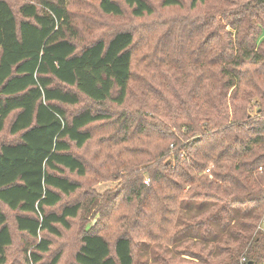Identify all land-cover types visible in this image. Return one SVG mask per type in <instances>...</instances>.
<instances>
[{
	"label": "trees",
	"instance_id": "trees-1",
	"mask_svg": "<svg viewBox=\"0 0 264 264\" xmlns=\"http://www.w3.org/2000/svg\"><path fill=\"white\" fill-rule=\"evenodd\" d=\"M187 1L203 10L176 32L80 47L90 11L150 17V1L0 0V132L17 137L0 145V264L14 243L2 207L25 264L60 263L44 237L94 204L65 203L81 190L68 175L90 173L73 150L90 145L119 188L74 264H264V0Z\"/></svg>",
	"mask_w": 264,
	"mask_h": 264
},
{
	"label": "rangeland",
	"instance_id": "rangeland-1",
	"mask_svg": "<svg viewBox=\"0 0 264 264\" xmlns=\"http://www.w3.org/2000/svg\"><path fill=\"white\" fill-rule=\"evenodd\" d=\"M14 9H16L22 2L26 0H6ZM153 7L154 13L150 17L134 18L130 15L128 10L121 17H113L101 15L97 12L90 11V24L87 28L80 27V32L76 43L78 46H86L97 40L107 41L113 34L119 31H133L139 36L147 35L150 33L156 34L158 32L159 36L168 30L176 32V27L179 23H174L177 18L182 17L197 16L201 14L203 10H197L195 12H190L188 8V1L183 0V6L181 8H162L160 6L161 1L149 0ZM75 7V6H74ZM82 20H77V25L80 26ZM149 44V43H148ZM142 44H140L141 46ZM143 46L147 48L148 45L143 43ZM141 52V49H139ZM84 106L83 104L81 105ZM253 106V104H251ZM71 109V108H70ZM252 116L255 114V109H252ZM17 141V137H12L9 135L7 129L0 132V145L4 143H12ZM74 154L83 158L88 166L90 173L85 178H78L75 175H68V177L74 181L81 184V190L68 198L65 203H73L74 201L83 200V204L86 207L92 200L94 203L88 211L84 209V212L79 215L78 218L71 221V228L68 231L61 230L60 237L46 236L44 238L50 240L51 247L47 255L44 256V262L54 255H60L59 264H74V255L78 251L81 245V236L83 232H88L94 230L97 227V223L102 224V216L98 214V209L102 208L104 202H108L107 198H111L114 194H117L118 186L117 182L110 180L106 181V175L111 174L106 167H102V160L96 156L97 150L94 145H90L84 150H73ZM95 157V159L93 158ZM106 169V175H104V170ZM108 169H110L108 167ZM99 175H97V174ZM106 176V177H105ZM112 199V198H111ZM4 213L7 216L8 224L13 233V246L8 251V264H25V254L29 251H25V243L27 240L17 234L14 230L13 218L14 213L9 212L6 208H3ZM86 211V212H85ZM111 227V226H110ZM113 233V228H112ZM111 232L103 234L106 238L110 239V235L113 240L118 236L124 235V231L120 229L114 230V235ZM133 240V235H131ZM29 244V242L27 243ZM27 247V245H26ZM138 259V258H137ZM185 257L180 258V261L176 264H190L187 263ZM182 260V261H181Z\"/></svg>",
	"mask_w": 264,
	"mask_h": 264
},
{
	"label": "built area",
	"instance_id": "built-area-1",
	"mask_svg": "<svg viewBox=\"0 0 264 264\" xmlns=\"http://www.w3.org/2000/svg\"><path fill=\"white\" fill-rule=\"evenodd\" d=\"M144 184H147V181H144ZM263 228V227H262ZM264 229V228H263Z\"/></svg>",
	"mask_w": 264,
	"mask_h": 264
},
{
	"label": "water",
	"instance_id": "water-1",
	"mask_svg": "<svg viewBox=\"0 0 264 264\" xmlns=\"http://www.w3.org/2000/svg\"><path fill=\"white\" fill-rule=\"evenodd\" d=\"M247 264H252V262H248Z\"/></svg>",
	"mask_w": 264,
	"mask_h": 264
}]
</instances>
